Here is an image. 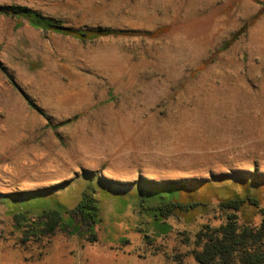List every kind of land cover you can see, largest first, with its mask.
Segmentation results:
<instances>
[{"label": "rangeland", "instance_id": "374dc122", "mask_svg": "<svg viewBox=\"0 0 264 264\" xmlns=\"http://www.w3.org/2000/svg\"><path fill=\"white\" fill-rule=\"evenodd\" d=\"M0 5L85 32L0 14V264H198L195 233L224 220L221 199L249 194L264 208V0ZM221 172L256 177L179 191L197 205L168 217L137 185ZM83 193L98 209L90 230L72 211ZM259 207L239 222L259 223ZM42 209L64 223L22 241L14 214Z\"/></svg>", "mask_w": 264, "mask_h": 264}, {"label": "trees", "instance_id": "16d2710c", "mask_svg": "<svg viewBox=\"0 0 264 264\" xmlns=\"http://www.w3.org/2000/svg\"><path fill=\"white\" fill-rule=\"evenodd\" d=\"M0 14L16 17H24L34 27L51 28L62 33H73L84 37L85 32L73 31L61 25H56L50 18L21 5H0ZM95 35L102 31H92ZM32 106L42 115H46L35 104ZM49 119L47 116H45ZM248 176L255 178L254 173L248 172H221L211 175L208 179L179 178L164 181H155L151 178H142L137 182L140 193L144 191L143 182L152 193H158L159 204L152 206V210L161 217L188 212L197 203L190 200H182L174 195L181 191L191 193L201 185L211 182H220L237 178L241 183H246ZM259 176V175H257ZM258 206L255 197L232 196L219 201L218 207L225 212V217L218 225L212 226L205 223L195 233V246L191 253L198 264H264V208L259 207L261 219L259 223L251 221L239 222V211L245 206ZM79 217L80 223L86 225L87 230L96 223L98 209L95 201L87 193H83L81 199L72 210ZM14 223L22 226V241H27L31 236H51L62 225L63 218L57 209H42L33 219L17 212L13 216ZM94 232L88 236L89 242L96 241Z\"/></svg>", "mask_w": 264, "mask_h": 264}]
</instances>
